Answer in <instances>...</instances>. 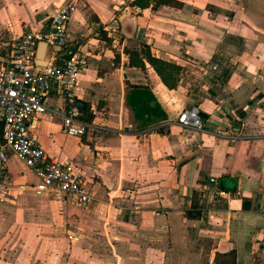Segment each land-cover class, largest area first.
I'll use <instances>...</instances> for the list:
<instances>
[{"label": "crops", "instance_id": "1", "mask_svg": "<svg viewBox=\"0 0 264 264\" xmlns=\"http://www.w3.org/2000/svg\"><path fill=\"white\" fill-rule=\"evenodd\" d=\"M67 1L0 0V47ZM132 1L77 0L67 25L84 59L72 95L91 113L85 134L61 132L56 91L29 130L81 177L89 202L36 194V176L9 154L1 210L25 211L44 258L59 246L58 264H264V0ZM138 42L181 67L177 88L128 65L124 50ZM190 107L202 131L177 124Z\"/></svg>", "mask_w": 264, "mask_h": 264}, {"label": "built area", "instance_id": "2", "mask_svg": "<svg viewBox=\"0 0 264 264\" xmlns=\"http://www.w3.org/2000/svg\"><path fill=\"white\" fill-rule=\"evenodd\" d=\"M77 0H68L38 30L25 29L20 34L9 30L5 48L0 49V199L8 194L7 163L13 154L37 178L36 194L54 193L60 199H73L80 205L89 202L88 190L81 177L67 163L46 156L30 136V127L45 112V98L56 91L65 100L61 132L80 138L89 125L72 89L84 66L83 55L73 49L67 38V25L76 9ZM40 44L49 49L45 64L40 65ZM177 124L185 129L202 131L203 123L197 107L183 110ZM215 182V179H210ZM257 211L264 215V202ZM71 238V236H69Z\"/></svg>", "mask_w": 264, "mask_h": 264}, {"label": "rangeland", "instance_id": "3", "mask_svg": "<svg viewBox=\"0 0 264 264\" xmlns=\"http://www.w3.org/2000/svg\"><path fill=\"white\" fill-rule=\"evenodd\" d=\"M4 40L5 38L2 39V41ZM3 48L5 47H0V49ZM30 191L31 188L26 190V193H30ZM6 196L0 199V243L1 246H5L2 247L3 252H0V259L3 261L0 264H58L57 256L59 246H56L55 251L52 253V248L45 246L46 251L49 252L50 249L51 258L50 260H48L49 257L44 258V246L41 244V240L37 238L38 234H36L39 231L35 233L33 230V233H35L33 234L31 233V229L28 230L27 224H25L26 220L24 219L25 211H20L16 214L11 210L9 203L5 205L7 211L3 212L1 210L4 208V199ZM69 248L70 245H67L66 250H69ZM53 253L54 257L52 256Z\"/></svg>", "mask_w": 264, "mask_h": 264}, {"label": "trees", "instance_id": "4", "mask_svg": "<svg viewBox=\"0 0 264 264\" xmlns=\"http://www.w3.org/2000/svg\"><path fill=\"white\" fill-rule=\"evenodd\" d=\"M181 4L182 0H133L130 5L131 7H138L140 9H146L149 7L151 9H156L161 6L178 7L181 6ZM124 52L127 55L129 66L144 70L148 65L154 70L162 83L168 89L177 88L179 83V76L182 70L180 66L155 57L150 52L149 46L144 43L138 42L136 45L126 48ZM137 92H139V88H131L132 95L136 94ZM77 104L82 113L81 119L86 122L90 121L91 113L89 112L87 105H84L80 102H77ZM136 107L133 108L135 112L138 108ZM143 108H149V110H152L147 103H145Z\"/></svg>", "mask_w": 264, "mask_h": 264}, {"label": "water", "instance_id": "5", "mask_svg": "<svg viewBox=\"0 0 264 264\" xmlns=\"http://www.w3.org/2000/svg\"><path fill=\"white\" fill-rule=\"evenodd\" d=\"M37 54L39 56L38 63L40 65L45 64L47 61V58H48V54H49V49H48L47 45L40 44L38 47ZM199 115L201 116L200 112H199ZM2 127H3V124L0 121V139H1V135H2Z\"/></svg>", "mask_w": 264, "mask_h": 264}]
</instances>
